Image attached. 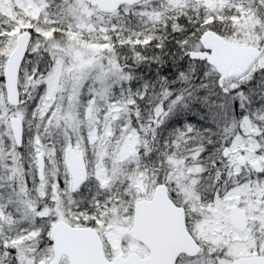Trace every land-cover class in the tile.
<instances>
[{"label": "snow or ice", "instance_id": "6c2138e0", "mask_svg": "<svg viewBox=\"0 0 264 264\" xmlns=\"http://www.w3.org/2000/svg\"><path fill=\"white\" fill-rule=\"evenodd\" d=\"M0 264H264V0H0Z\"/></svg>", "mask_w": 264, "mask_h": 264}]
</instances>
